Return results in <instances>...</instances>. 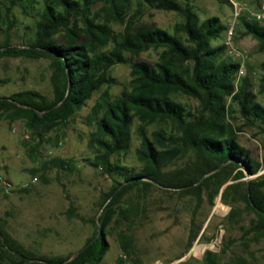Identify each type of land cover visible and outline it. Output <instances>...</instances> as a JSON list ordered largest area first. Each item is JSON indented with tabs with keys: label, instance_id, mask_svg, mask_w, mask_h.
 <instances>
[{
	"label": "trees",
	"instance_id": "trees-1",
	"mask_svg": "<svg viewBox=\"0 0 264 264\" xmlns=\"http://www.w3.org/2000/svg\"><path fill=\"white\" fill-rule=\"evenodd\" d=\"M37 2L0 0L6 30L14 25L10 19L13 8L26 12L29 5ZM98 4L106 7V19L123 22L128 8L123 0H45L36 14L33 34L26 46L0 44V57L49 59L54 95L50 102L30 90L2 97L0 117L7 114L11 121L24 119L31 130L65 124L75 110L109 81L110 68L124 63L125 54L136 56L149 49H162L153 65L132 62L129 87L112 100L104 92L93 108L96 129L90 145L97 154L91 163L112 178V187L102 200V212L97 218L101 235L96 238V232L71 260L70 257H33L0 225V253L10 258V264H97L107 250L105 230L117 214L123 196L153 186L198 198L206 191L212 200L231 182L223 188L222 199L231 191L241 195L257 216L256 228L263 231L264 176L244 182L242 192L239 191V180L247 174L256 175L261 164L237 143V128L225 120L236 110L247 125L258 126L264 134V104L256 102L246 77L235 85L241 65L225 56V45L212 44L221 38L225 27L217 17L199 21L189 6H182L176 0H137V14L149 6L174 11L183 21L175 26V33H169L157 27L135 29L132 17L123 31L115 34L107 21L100 23L90 17ZM239 22L244 35L257 40L259 50L264 51V24L245 17H240ZM59 34L60 41L56 38ZM107 46L110 49H104ZM260 69L264 72V62ZM173 94L198 101V108L185 109L171 98ZM134 120L139 123L136 133L140 144L136 155L141 167L138 170L111 160L113 155L128 151ZM156 123L169 124L172 131H155L150 139L145 126ZM187 154L191 158L186 169L169 170ZM131 244V238L124 236L122 253L130 258ZM203 260L204 264H222L211 251H206Z\"/></svg>",
	"mask_w": 264,
	"mask_h": 264
},
{
	"label": "rangeland",
	"instance_id": "rangeland-1",
	"mask_svg": "<svg viewBox=\"0 0 264 264\" xmlns=\"http://www.w3.org/2000/svg\"><path fill=\"white\" fill-rule=\"evenodd\" d=\"M37 1L29 5L26 12L13 8L10 19L14 25L8 31L4 9L0 6V44L16 48L28 44L36 14L45 0ZM123 1L128 8L122 23L106 19V7L99 4L93 7L90 17L100 23L107 21L115 34L121 33L132 17L135 29L157 27L169 33H175V26L183 21L174 11L149 6L137 14V0ZM176 1L189 6L199 21L210 17L219 19L226 30L212 44L225 45V56L241 65L235 85L246 77L256 102L264 104V72L260 69L264 51L259 50L257 40L244 35L240 22L234 24L231 38L228 37L235 9L241 8L242 17H251L260 10L264 0ZM56 38L60 41L61 34ZM161 51L149 49L136 56L125 54L124 63L110 68L109 81L75 110L65 124L31 130L24 119L11 121L7 114L0 117V225L31 256L72 259L96 235L101 203L112 187V178L91 163L97 154L96 148L90 145L96 129L93 108L104 92L112 100L129 87L132 62L153 65ZM52 73L49 59L0 57V81H3L0 98L30 90L50 102L54 96ZM171 98L187 110H195L199 105L198 101L182 94H173ZM234 111L225 122L237 128V143L261 164L256 175L247 174L239 180L242 192L244 182L264 176V134L258 126L247 125ZM138 125L134 120L128 151L113 155L112 162L135 170L141 167L136 155L140 144L136 133ZM159 130L169 132L172 128L166 123L145 126L150 139L151 134ZM189 158L190 154L181 157L169 170L186 169ZM3 182L11 185L9 192L5 191ZM230 183L227 182L212 200L206 191L198 198L159 186L128 192L105 230L107 250L97 264L115 261L122 252L124 236L132 240L130 256L137 264H204L206 251L215 253L222 264H264V230L256 228V214L235 192L231 191L226 199L221 197L223 188ZM0 264H10V258L0 253Z\"/></svg>",
	"mask_w": 264,
	"mask_h": 264
},
{
	"label": "built area",
	"instance_id": "built-area-1",
	"mask_svg": "<svg viewBox=\"0 0 264 264\" xmlns=\"http://www.w3.org/2000/svg\"><path fill=\"white\" fill-rule=\"evenodd\" d=\"M240 17H242L241 8H236L234 13H233L234 21L232 22L231 27L228 29L229 39L231 38V35L233 33V26L235 23L239 22ZM246 19L249 21H256L257 23L263 22L264 21V4L261 6V8L258 12L252 14L251 17H246ZM2 185L5 189V191L9 192V190L11 189V185L9 183H6V182H3ZM112 264H134V263L129 256L120 252ZM153 264H161V263L155 262Z\"/></svg>",
	"mask_w": 264,
	"mask_h": 264
},
{
	"label": "water",
	"instance_id": "water-1",
	"mask_svg": "<svg viewBox=\"0 0 264 264\" xmlns=\"http://www.w3.org/2000/svg\"><path fill=\"white\" fill-rule=\"evenodd\" d=\"M202 178H204V177H202ZM100 235H101V230H100V227H98V229H97V236H96V238H98ZM70 260H71V259H70Z\"/></svg>",
	"mask_w": 264,
	"mask_h": 264
}]
</instances>
